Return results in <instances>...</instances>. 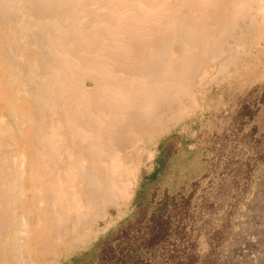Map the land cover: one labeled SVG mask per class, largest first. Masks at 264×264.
<instances>
[{
	"label": "bare ground",
	"instance_id": "1",
	"mask_svg": "<svg viewBox=\"0 0 264 264\" xmlns=\"http://www.w3.org/2000/svg\"><path fill=\"white\" fill-rule=\"evenodd\" d=\"M223 1L0 0V107L27 134L6 129L15 166L0 155L1 264H54L124 212L157 103L185 107L187 74L224 44L223 19L201 16Z\"/></svg>",
	"mask_w": 264,
	"mask_h": 264
},
{
	"label": "rangeland",
	"instance_id": "2",
	"mask_svg": "<svg viewBox=\"0 0 264 264\" xmlns=\"http://www.w3.org/2000/svg\"><path fill=\"white\" fill-rule=\"evenodd\" d=\"M231 1L239 2L224 0L218 7L216 2L201 15L223 19L213 23L220 22L216 33H221L224 44L203 56L202 67L197 64L187 74L188 91L183 94L190 98L189 103L184 99L185 107L180 106L182 101L170 110L165 101L157 103L155 111L164 115L166 124L150 146L140 147L128 207L119 217L113 211V221L102 223L86 246L54 264L90 251L121 222H133L140 186L158 169L157 182L144 194L152 205L165 199L167 213L174 207L175 212L164 228L152 225L156 238L150 245L125 253L134 258L140 254L143 264H264V0H240V7ZM14 18L19 23L23 14ZM26 41L22 53L33 55L31 42ZM228 61L230 66L217 75L219 66ZM0 122L5 140L0 142V155L8 156L6 162L15 166L24 148L8 139L6 129L10 127L19 138V145L27 134L17 133L18 126L1 107Z\"/></svg>",
	"mask_w": 264,
	"mask_h": 264
},
{
	"label": "trees",
	"instance_id": "3",
	"mask_svg": "<svg viewBox=\"0 0 264 264\" xmlns=\"http://www.w3.org/2000/svg\"><path fill=\"white\" fill-rule=\"evenodd\" d=\"M158 174L159 169L142 182L141 189L136 196V208L139 211L134 215L133 222L130 220L121 222L117 228L95 243L90 251L73 256L65 264H143L140 254L134 258L125 253V250L138 252L150 245L156 238L154 235L156 231L152 225L155 223L164 228L175 212L174 207L170 213H167L165 199L155 205L146 199L144 192L155 185ZM141 223L148 224V226L142 229L139 226Z\"/></svg>",
	"mask_w": 264,
	"mask_h": 264
}]
</instances>
